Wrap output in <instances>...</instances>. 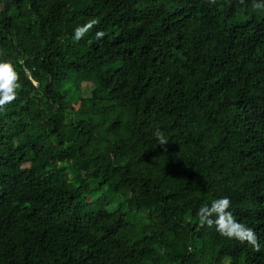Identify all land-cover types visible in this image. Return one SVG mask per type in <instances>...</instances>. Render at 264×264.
I'll return each mask as SVG.
<instances>
[{"label": "trees", "instance_id": "1", "mask_svg": "<svg viewBox=\"0 0 264 264\" xmlns=\"http://www.w3.org/2000/svg\"><path fill=\"white\" fill-rule=\"evenodd\" d=\"M252 2L0 0V61L21 84L0 111V264H264ZM222 197L260 252L200 227Z\"/></svg>", "mask_w": 264, "mask_h": 264}, {"label": "clouds", "instance_id": "2", "mask_svg": "<svg viewBox=\"0 0 264 264\" xmlns=\"http://www.w3.org/2000/svg\"><path fill=\"white\" fill-rule=\"evenodd\" d=\"M209 6L215 5L217 0H205ZM245 0H239L240 4H244ZM252 10L257 12H264V0H253ZM99 20L90 18L86 23L77 25L74 28L72 40L79 43L86 35L90 33L97 25ZM107 35L104 31H96L95 39L102 40ZM19 74L10 61H0V111H5L6 106L14 103L18 98V89L21 88L19 83ZM158 143L164 147L167 145L163 133L159 130L155 133ZM231 207V200L228 197L214 199L210 205H202L196 216L201 228L215 227L216 232L227 240L238 241L240 244L249 245L255 252L261 251V245L256 232L247 225L239 222L235 216L229 211ZM221 264H225L222 261Z\"/></svg>", "mask_w": 264, "mask_h": 264}]
</instances>
